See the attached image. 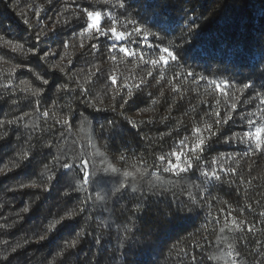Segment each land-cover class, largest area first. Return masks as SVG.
I'll return each mask as SVG.
<instances>
[{
    "label": "trees",
    "instance_id": "obj_1",
    "mask_svg": "<svg viewBox=\"0 0 264 264\" xmlns=\"http://www.w3.org/2000/svg\"><path fill=\"white\" fill-rule=\"evenodd\" d=\"M0 37V264H264V153L226 142L264 117V0H0Z\"/></svg>",
    "mask_w": 264,
    "mask_h": 264
},
{
    "label": "snow or ice",
    "instance_id": "obj_2",
    "mask_svg": "<svg viewBox=\"0 0 264 264\" xmlns=\"http://www.w3.org/2000/svg\"><path fill=\"white\" fill-rule=\"evenodd\" d=\"M107 2V0H106ZM120 7H125L124 4H120ZM82 11H84L87 16L89 18H91V23L88 24L89 28H97V25L99 23V19L101 18V13L100 12H91L88 11L87 9H83ZM113 32H115V29L112 30ZM137 31H142V29H137ZM41 35H43V32L40 33ZM101 34L103 35L104 33L101 32ZM123 33H116V37L120 40H123ZM0 41L3 42V44L7 45L8 47H10L12 49L13 52H18V51H23V45L21 44H13L11 40H4L2 37H0ZM65 47H67V45L65 44ZM94 49L96 48V45L92 46ZM121 51H127L126 49H120ZM29 51H32L31 49H29ZM165 51H167V49H165ZM48 54L45 53V56H47ZM131 55V53H130ZM42 79V78H41ZM44 84H47L48 81L47 80H43ZM66 85H62L61 88H65ZM60 89H57V91H59ZM25 91H32V89L28 88L27 86H25ZM34 94H38V90H36V92H34ZM129 95H131V93H129ZM27 115V113L25 114ZM48 113L45 112L44 116H47ZM252 114L249 113L248 116L250 117ZM230 118V117H229ZM21 119V117H16L13 120H8V121H0V128L4 127L5 123L7 124H15L17 122H19V120ZM261 123L259 124V126H257V123L254 122L253 120H251L250 118H246V124L248 126H251V128L254 129V131H247L245 132L243 135H241L240 133H236L234 134L233 137H228L226 142H230L232 139L234 138H238L241 142L243 143H247L250 145V151H252L253 153L255 152V150H260L261 153H264V117H261ZM60 123L63 124H67L68 121L67 120H63L60 121ZM217 123H219V121H217ZM225 123H227V120L225 121ZM211 126H209L210 128ZM196 131L199 133L200 129H196ZM2 135L6 136L7 133L4 132ZM211 135H215V133H211ZM204 140L200 139L199 143H197L194 147L196 149H201V145H203ZM254 144L255 148H251V145ZM248 152H245L244 155H248ZM161 160H164V157L160 158ZM83 167V165H81ZM191 166V164L189 163V167ZM13 167H15V165H13ZM65 167H68L67 165H65ZM105 171H107V169H105ZM112 171H116V169H112ZM206 177L207 176H211L212 179L215 180H219L220 177L218 175H216L215 172L212 173H208L205 172L203 173ZM126 175H131V173H126ZM20 188H25V187H36L35 183L33 182L31 185L29 184H21L19 185ZM135 190V189H134ZM117 191H119V189H117ZM0 207H2V205H0ZM22 211L27 212L28 208H24ZM262 216H264V213L261 214ZM57 223H59V221H57ZM233 223L235 224V221H233ZM0 227H11V225H0ZM237 228L240 227V225H236ZM253 229H249V231H252ZM43 239V237H41ZM76 244V241H71L70 243H68L65 247L66 248H71L74 247ZM0 245H3L5 247V249H7L8 247V242L7 241H0ZM20 247L19 244L13 246L11 248V251L15 252L16 249ZM63 253H58V255H62ZM257 255H259V253H257ZM4 259H7V257H4ZM255 264H261L260 261H255Z\"/></svg>",
    "mask_w": 264,
    "mask_h": 264
}]
</instances>
